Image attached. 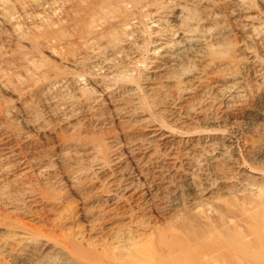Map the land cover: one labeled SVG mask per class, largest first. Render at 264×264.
I'll return each mask as SVG.
<instances>
[{
    "label": "bare ground",
    "instance_id": "1",
    "mask_svg": "<svg viewBox=\"0 0 264 264\" xmlns=\"http://www.w3.org/2000/svg\"><path fill=\"white\" fill-rule=\"evenodd\" d=\"M27 23L29 48L76 71L43 69L39 49L19 56L57 122L74 130L71 116L84 112L98 123L104 102H118L152 132L119 151L83 143L91 164L70 188L107 177L82 199L86 231L73 212L55 219L60 200L39 199L25 183L49 164L10 167L18 143L4 149L0 264H264V106L239 113L264 98V0H0L9 38H22ZM8 118L0 107L1 127ZM245 120L256 123L249 136ZM126 161L132 176L119 172Z\"/></svg>",
    "mask_w": 264,
    "mask_h": 264
},
{
    "label": "rangeland",
    "instance_id": "2",
    "mask_svg": "<svg viewBox=\"0 0 264 264\" xmlns=\"http://www.w3.org/2000/svg\"><path fill=\"white\" fill-rule=\"evenodd\" d=\"M22 25L23 27H21V30L22 29L24 30L23 31L24 36L27 35L25 37L26 39H24V36H23L22 38H20L22 40L16 39V41L11 36L9 38L8 37L10 35L9 32L6 31L0 25V31H3V32H0V37H1L0 40L2 39V41H6L5 42L6 44L4 43L6 46L3 44V47H4L3 51L1 50L2 47H0L1 48L0 49L1 50L0 51L1 53L0 54V78H1L0 82L2 81L1 83L3 84L2 87L0 86V107L9 112V118L6 124L2 125V127L0 126V159L1 157L3 158L5 156L4 154L7 153L5 152L6 150L4 149H7L8 147H10L13 150H15L14 149L15 147H13L14 146L13 144L18 143L17 145L19 146L18 147L19 150L18 149L16 150H18L17 152L19 155L18 154L17 155L19 157L12 156L11 158L8 159V165L10 163V167L12 165L15 166V164L17 165L18 164L17 161L19 162L21 160L23 162H29L30 164L31 163L32 164H43V165L49 164L50 168L44 176L40 178L31 177L28 180H26L25 183L27 182L30 184V186L33 189V191L31 192L34 193V195L36 194L37 195L36 197L39 199L45 200V198H49V197L58 198L60 202L58 204V207L56 206L55 207L56 209L53 211L54 216L57 215L59 218H61L60 216L68 212L66 213V215L64 214L65 216L63 217L65 218L69 214V212L71 213L73 212L72 214H73V218L75 219V222H74V219H71V220H73L74 226H78V228L86 231L88 229L89 224L84 221V217L80 213L81 212L80 208L81 207L83 208L84 207L83 205L85 203V201L84 203H82L83 202L82 199H84L85 197L87 198V195H89L90 193L92 194V192H94V189L97 188V185H100V183L104 185L105 182L107 181V177H104V175H99V176L96 175V177H101V178H98L97 180V178L94 177L97 180L95 183L93 182L94 178L93 179L91 178V181L90 180L89 181L92 182L93 184L88 185L89 182H87L88 181L87 180L85 182L80 183L81 185L78 183L79 186L76 184L78 187H76L75 185L74 187L70 188L68 179L72 175L74 176L75 173H77L80 170L82 171L85 170L84 172H87L88 168L90 167L91 160L89 159L91 158L90 157L91 155L89 151L90 145L87 146L89 144L88 142L94 143V144L99 143L100 145L104 144V147L106 146L110 148L112 147V149H114L113 147L116 145V148L114 150L117 149L119 151V149H122L124 147V144L125 146L129 144H133L134 139L138 140L139 137H140L139 141H143L141 140V138L143 139L144 137H145L144 139H146V135L152 132V127H149L148 126L149 124L146 125L147 123L145 124V122L143 123L144 120L142 119L140 120H137L136 118L132 119L130 117L131 114H129L131 111H129L130 109L127 106H121L122 104L117 105L118 102L117 104L116 102L112 104V103H109L108 101L104 102L105 103L103 104L104 107L101 108L103 109L102 111L104 112V114L101 116L102 118L100 117V121L98 123L93 122V120L91 121L90 119L92 118H90L89 115L86 116V113L84 112L83 113L80 112V114L77 113V115L73 116V118L71 116L70 123L72 127L74 128V130L67 129L65 128L63 124H61L60 122H57L58 119L56 120L51 116L52 107L46 103V100L44 99L42 95L34 91L35 85L33 86L32 84H35L36 79H33L35 77L34 76L31 77L32 75L30 76L28 72H25L26 70L25 71L22 70L24 69L22 68L23 66L21 67L22 63L24 62V60H21L22 57L25 55L26 58L27 57L29 58L31 56V52L34 51L32 50L31 47H30L31 49L29 48V46L31 45L30 42L32 38H27V37H31L30 34L33 32V30L30 28V26L32 27V25L30 23L29 24L27 23L25 25L22 24ZM26 27L29 28V30ZM26 30L30 31L31 33L27 32ZM5 31L8 33L5 34L4 33ZM32 36H33V33H32ZM230 39L232 41H236V37L235 38L231 37ZM21 45H22V48L25 47L23 48L24 51L16 50L19 48L22 49L21 47H19ZM38 49L40 52L37 53V55L42 57L43 62L46 61L44 63H46L47 68L45 67L43 69L47 70L48 68H52V65L53 67L57 65V67L59 68L61 67V68L69 70L70 74H72L71 72H73V74L76 73V71L74 72L70 68H67V66L63 64V62L58 60L60 57L55 58L51 56L49 54L48 49L43 48V47H38ZM38 49L37 48L35 49L36 52H38ZM28 50H30L31 52L28 53L29 52ZM25 51L28 54H30V56L27 55ZM19 56H22L21 59ZM33 57L34 56H31L30 58H33ZM26 58L24 57V59ZM19 62H22V63H19ZM67 70L65 71L66 73H68ZM25 74H28L29 77L28 75H25ZM29 78H31V81ZM163 82L164 81L160 77L154 80L152 84L158 86V85H161ZM256 103L257 104L253 107H249V106L244 107L243 109H241L239 113L243 115L248 114L251 116L257 115L261 107L264 106V98ZM115 104L116 106H114ZM113 107L116 108V111ZM126 108L128 109V111ZM117 111L119 112V115H120V112L122 111L120 116H118ZM122 114L124 115L127 114L128 117H124V115ZM25 115H30L28 118L29 120H36L34 123L35 125L34 127L27 128L25 126V121H24ZM140 121H142L143 124ZM251 121L252 120L250 121L245 120L242 122L244 124H241V127H242L241 130L242 132H245V135L247 136L255 132L254 126L256 125V123L252 121L255 124H251L252 123ZM246 122L250 123V125H248V123ZM40 126H44L46 128H41L38 130L34 129ZM235 134L236 135H234V137L236 138L235 140H237V145H238L237 147H239L241 145L242 137L238 133H235ZM9 135H11L12 138H14L13 141L10 138L8 139V137H10ZM126 140L128 144H126L125 142ZM70 142L72 143L79 142L78 144L80 147L66 146L70 144ZM86 142H87V145L85 147L84 144H86ZM81 143L82 144L84 143V144L81 145ZM112 149L111 151H113ZM65 151L66 152L69 151L67 152L68 154H66ZM17 152H15L14 154H16ZM64 156L67 157V160H66V157ZM63 157L65 158V160ZM134 157L136 161L138 160V158L140 161L139 155H135ZM14 160L15 161L17 160V161L15 162ZM60 161H62L63 163ZM125 163L126 164H124L122 167L123 171L120 170L119 172H121V174L124 173V174H128L132 176V174L135 173V165H136L135 162L126 161ZM102 180L104 181V183ZM97 182H100V183H97ZM96 192L97 191H95L94 193L96 194ZM91 194L90 196H92ZM224 199H227V198H224ZM78 213L81 215V217H77V218L74 217V216H77ZM58 217L55 216L54 218L56 219ZM70 225H72V221H70Z\"/></svg>",
    "mask_w": 264,
    "mask_h": 264
}]
</instances>
